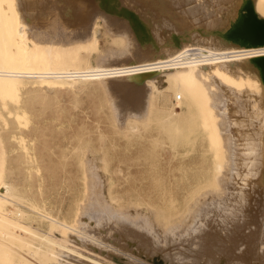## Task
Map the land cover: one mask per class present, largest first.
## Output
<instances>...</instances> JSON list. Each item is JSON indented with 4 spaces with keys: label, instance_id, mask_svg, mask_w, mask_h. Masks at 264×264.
<instances>
[{
    "label": "bare ground",
    "instance_id": "bare-ground-1",
    "mask_svg": "<svg viewBox=\"0 0 264 264\" xmlns=\"http://www.w3.org/2000/svg\"><path fill=\"white\" fill-rule=\"evenodd\" d=\"M85 10L127 32L134 49L102 51L95 64L88 54L65 49L64 42L91 34ZM216 72L247 75L259 91L210 90L213 82L205 85V78ZM109 79H127L128 91L112 112L117 123L125 115L147 116L151 91L165 84L180 115L202 121L204 112H217L226 152L214 166L220 175L213 187L195 195L182 218H172L142 198L106 195L96 166L85 162L91 170L84 174V198L69 218L59 217L5 177L0 141V264H264V214L255 190L263 207L264 0H0V134H13L22 151L21 90ZM243 100L248 105L237 112ZM249 109L257 116L246 114ZM167 112L177 127L174 112ZM156 188L174 202L170 187ZM7 203L15 204L12 216Z\"/></svg>",
    "mask_w": 264,
    "mask_h": 264
},
{
    "label": "rangeland",
    "instance_id": "rangeland-1",
    "mask_svg": "<svg viewBox=\"0 0 264 264\" xmlns=\"http://www.w3.org/2000/svg\"><path fill=\"white\" fill-rule=\"evenodd\" d=\"M85 12L90 16L84 25L90 28L91 34L72 42H60L65 44V49L88 54L92 64L102 51L115 54L125 51L124 47L126 51L134 49L127 32L107 27L99 12ZM100 82L21 90L16 99L27 111L23 134L27 151L19 148V139L12 137L13 134L2 131L3 174L18 185L29 200L42 204L54 215L69 218L84 198L85 180H89L85 176L91 166H96L106 195L112 191L142 198L158 208L165 207L172 218H182L188 213L194 196L206 188L211 189L214 175H220L214 166L225 157L226 147L221 133L217 134L222 124L217 112H204L202 121H197L194 113L180 115L173 90L165 84L158 91H151L154 100L145 105L147 116L129 119L125 115V121L117 123L112 112L121 91H128L127 79L124 83L121 79H109L106 84ZM209 82L214 85L210 90L241 91L249 96H256L259 91L247 75L240 78L216 72L205 78L204 84ZM247 105L245 100L241 101L236 111L240 112ZM169 110L174 112L177 127L166 119ZM246 114L256 115L257 112L249 109ZM84 165L85 170H90L85 171ZM157 185L170 187L174 202L170 197L161 199L162 190L157 189ZM255 190L260 195L258 202L264 214L262 196L256 187ZM6 207L12 216L15 204L7 203ZM21 233L27 235L22 230ZM15 263L24 264L19 260Z\"/></svg>",
    "mask_w": 264,
    "mask_h": 264
}]
</instances>
